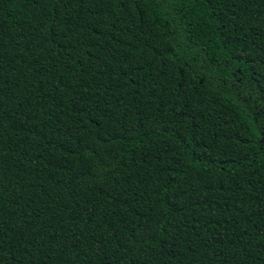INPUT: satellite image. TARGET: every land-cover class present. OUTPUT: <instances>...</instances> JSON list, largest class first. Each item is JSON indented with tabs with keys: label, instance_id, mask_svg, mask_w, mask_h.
Masks as SVG:
<instances>
[{
	"label": "trees",
	"instance_id": "16d2710c",
	"mask_svg": "<svg viewBox=\"0 0 264 264\" xmlns=\"http://www.w3.org/2000/svg\"><path fill=\"white\" fill-rule=\"evenodd\" d=\"M0 264H264V0H0Z\"/></svg>",
	"mask_w": 264,
	"mask_h": 264
}]
</instances>
